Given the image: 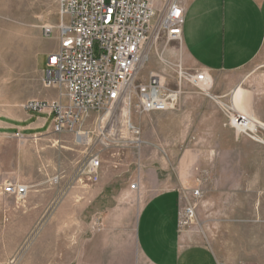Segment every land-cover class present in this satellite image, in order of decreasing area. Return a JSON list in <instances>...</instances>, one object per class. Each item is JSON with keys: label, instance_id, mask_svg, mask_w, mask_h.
Here are the masks:
<instances>
[{"label": "rangeland", "instance_id": "obj_1", "mask_svg": "<svg viewBox=\"0 0 264 264\" xmlns=\"http://www.w3.org/2000/svg\"><path fill=\"white\" fill-rule=\"evenodd\" d=\"M60 20L58 0H0V93L29 92L37 46L45 39L42 28ZM56 42L48 38L46 46L52 50ZM148 48L149 60L138 82L161 72L177 87L180 67L193 75L203 72L186 67L182 42H168L164 34ZM260 58L243 74L248 78L244 85L259 94L255 107L264 124ZM47 61L48 52L41 54L40 70L47 69ZM183 89L178 107L169 112H142L133 97L129 115L117 119L118 144L98 140L95 128L90 149L103 161L99 182L111 173L114 181L137 173L123 192L95 198L97 184L79 175L88 163L87 147L77 144L72 134L53 135L56 141L46 138L36 148L44 163L28 185L26 200L3 194L0 186V264H151L136 239L140 211L150 193L131 189L133 182L140 185L142 154H159L164 163L153 168L171 176L170 187L182 190L183 229L194 242L213 248L220 264H264V128L259 124L238 135L228 113L198 85L184 81ZM129 123L141 132L138 144ZM51 148L56 173L49 169ZM129 156L137 163L117 160ZM190 205L192 216L186 213Z\"/></svg>", "mask_w": 264, "mask_h": 264}, {"label": "crops", "instance_id": "obj_2", "mask_svg": "<svg viewBox=\"0 0 264 264\" xmlns=\"http://www.w3.org/2000/svg\"><path fill=\"white\" fill-rule=\"evenodd\" d=\"M179 1L185 13L183 64L208 75V90L204 91L198 86L226 113L232 104L235 105V93L238 88L249 91L252 95L251 111L259 120V109L255 107L259 94L244 85L248 78L243 74V70L261 56L260 62H264V0ZM52 37L57 42L51 50L46 43L48 38ZM52 37H45L37 46L36 58L33 60L34 76L32 83L29 82V92L0 93V186H4L7 181L32 184L34 176L42 170L44 163L36 148L45 144L46 138L50 141L57 140L52 138L53 135H58L53 132L54 115L25 108L28 101L35 99L68 102L66 88H47L44 85L46 69L39 68L40 55L48 52L49 56L59 48V33ZM228 75L232 77L227 80L219 79L220 76ZM214 88V93H210ZM229 125L231 126L230 123ZM237 134L239 135V132ZM60 136L69 137L68 134ZM35 150L38 154H35ZM48 156L49 169L56 173L58 163L52 148ZM117 160H123L125 165L137 163L134 156L124 159L119 157ZM140 161V190L150 193L142 205L136 233L137 242L145 258L151 264H220L213 248L194 242L191 234L183 229L182 190L176 185L170 187L171 176L153 168L154 163L163 164V158L159 154H142ZM110 175L99 182L100 184L97 183L95 198L102 193L123 192L137 173L133 171L130 176H121L115 181L114 173ZM2 193L5 194L3 191Z\"/></svg>", "mask_w": 264, "mask_h": 264}, {"label": "built area", "instance_id": "obj_3", "mask_svg": "<svg viewBox=\"0 0 264 264\" xmlns=\"http://www.w3.org/2000/svg\"><path fill=\"white\" fill-rule=\"evenodd\" d=\"M59 0L61 20L46 24L45 37L57 32L60 44L50 53L45 70L47 88L64 87L68 102L30 100L25 108L38 113L53 114V132L72 134L76 143L87 147L88 163L80 168L91 184L99 183L103 161L90 147L95 128L98 140L117 143V119L130 105L133 97L142 112H169L178 107L183 82H204V72L193 75L180 67L178 85L173 87L161 72H151L146 82L137 77L149 60V45L163 34L168 42H182L184 8L179 0ZM230 124L238 131L254 130L257 124L241 113L234 104L228 109ZM264 128L262 124L259 125ZM133 129V142H141L140 130ZM91 150V151H90ZM131 189L140 190L138 182ZM6 195L26 200L30 187L7 181ZM200 191L196 190L195 195ZM194 214L192 205L186 210Z\"/></svg>", "mask_w": 264, "mask_h": 264}, {"label": "bare ground", "instance_id": "obj_4", "mask_svg": "<svg viewBox=\"0 0 264 264\" xmlns=\"http://www.w3.org/2000/svg\"><path fill=\"white\" fill-rule=\"evenodd\" d=\"M147 62H145L144 64H146ZM209 82V78L208 75H206V80L204 82H196L195 84L199 85L202 87V85H204L205 87L209 86L208 85ZM202 84V85H201ZM204 91H207V89L202 88ZM237 90V89H236ZM234 94V93H233ZM234 96V95H233ZM252 95L249 91H247L246 89L243 88H238V90L235 93V106L236 108L243 114L247 115L248 117L253 119V124H257L260 123L264 126V124L256 119L253 115V112L250 110V105H251V98ZM234 100V99H233ZM130 105L126 106L123 110V115L122 116H128L130 113Z\"/></svg>", "mask_w": 264, "mask_h": 264}]
</instances>
